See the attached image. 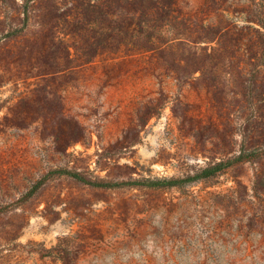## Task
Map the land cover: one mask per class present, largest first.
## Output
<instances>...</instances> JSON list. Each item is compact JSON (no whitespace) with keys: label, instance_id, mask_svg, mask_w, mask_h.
<instances>
[{"label":"rangeland","instance_id":"rangeland-1","mask_svg":"<svg viewBox=\"0 0 264 264\" xmlns=\"http://www.w3.org/2000/svg\"><path fill=\"white\" fill-rule=\"evenodd\" d=\"M0 264H264V0H0Z\"/></svg>","mask_w":264,"mask_h":264},{"label":"trees","instance_id":"trees-1","mask_svg":"<svg viewBox=\"0 0 264 264\" xmlns=\"http://www.w3.org/2000/svg\"><path fill=\"white\" fill-rule=\"evenodd\" d=\"M224 165H226V163L224 162H220L217 163L215 165H211L208 166L207 168H205L204 170H202V172L199 175H196L195 177L192 178H188L186 180H193L195 178H204V177H209L213 174H215L218 170H220ZM74 178L85 182L86 184H90L92 186L95 187H106V186H111L109 184H97V183H92L91 181H87L86 179H83V177H81L78 173H73ZM182 181L181 180H167V179H163V180H148L146 181V184L149 187H164V186H178Z\"/></svg>","mask_w":264,"mask_h":264}]
</instances>
